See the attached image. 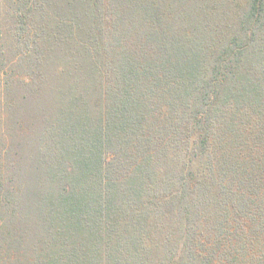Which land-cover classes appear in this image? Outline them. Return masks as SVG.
<instances>
[{"label": "trees", "instance_id": "trees-1", "mask_svg": "<svg viewBox=\"0 0 264 264\" xmlns=\"http://www.w3.org/2000/svg\"><path fill=\"white\" fill-rule=\"evenodd\" d=\"M16 1L32 38L45 15L47 37L70 36L77 88L56 141L78 166L53 169L57 193L20 186L62 252L36 264H264V0L237 1L227 33L194 35L159 1ZM0 199L22 202L1 175Z\"/></svg>", "mask_w": 264, "mask_h": 264}, {"label": "rangeland", "instance_id": "rangeland-1", "mask_svg": "<svg viewBox=\"0 0 264 264\" xmlns=\"http://www.w3.org/2000/svg\"><path fill=\"white\" fill-rule=\"evenodd\" d=\"M152 1L167 6L163 11L177 26L174 33L194 35L208 33L207 26L212 25L218 27L213 33H227L233 22L235 3L239 0ZM22 3L0 0V175L22 198L21 205L14 209L0 201V264H36L38 258H56L62 254L57 247L46 250L42 241L45 228L39 229L41 235L37 233V215L27 208L30 197L24 190L20 192V186L26 182L31 193L37 183L51 185L57 193V176L53 169L62 168L64 164L74 169L78 166L75 158L64 153L61 146L66 143L60 142L59 145L56 141L57 128L65 118V108L71 99L75 100L74 91L77 90L68 81L71 80L70 74L74 73L68 72L71 43L65 44L64 38L70 36L59 32L63 33V36H57L61 42L47 37L55 22L45 15L46 20L40 27H35L36 38L28 35V22L22 18L26 22L27 34L18 37L16 31L24 28V23L17 22V16L25 13ZM50 3L61 7L64 2L50 0ZM17 9L22 10L15 14ZM59 15L62 16V11ZM37 57L42 58L43 65L31 73L30 64L41 65ZM62 73H65L64 80L60 78ZM88 104H93L92 98ZM57 148L58 154L55 152ZM56 155H59L58 166L50 161ZM61 226L56 227L57 236L62 235Z\"/></svg>", "mask_w": 264, "mask_h": 264}]
</instances>
